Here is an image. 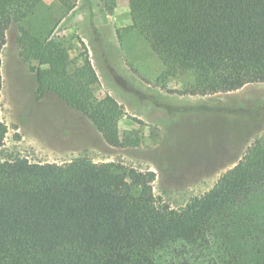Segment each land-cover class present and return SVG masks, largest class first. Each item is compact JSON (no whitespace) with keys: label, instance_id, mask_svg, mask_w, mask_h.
Segmentation results:
<instances>
[{"label":"trees","instance_id":"16d2710c","mask_svg":"<svg viewBox=\"0 0 264 264\" xmlns=\"http://www.w3.org/2000/svg\"><path fill=\"white\" fill-rule=\"evenodd\" d=\"M41 1L0 0V91L6 30ZM127 3L131 28L160 59L163 75L196 78L185 94L264 83V0ZM18 41L21 56L42 67L35 71L39 98L56 94L109 146L140 144L137 135H119L124 108L109 95L99 97L86 53L71 60L50 35L22 33ZM6 134L0 117V148ZM155 177L82 155L61 164L0 159V264H264L263 145L252 143L208 191L179 208L154 195Z\"/></svg>","mask_w":264,"mask_h":264},{"label":"rangeland","instance_id":"374dc122","mask_svg":"<svg viewBox=\"0 0 264 264\" xmlns=\"http://www.w3.org/2000/svg\"><path fill=\"white\" fill-rule=\"evenodd\" d=\"M42 0L6 30L1 50L0 117L7 134L0 159L35 163L121 162L155 172L153 193L172 208L208 191L255 141L264 146V83L230 93L199 96L184 91L190 72L164 76V67L143 36L131 28L127 0ZM22 33L58 38L71 60L87 54L100 82L124 108L120 136L137 147L107 145L80 112L52 92L37 95L35 60L21 56ZM141 120L142 123H138Z\"/></svg>","mask_w":264,"mask_h":264},{"label":"crops","instance_id":"0c3cea01","mask_svg":"<svg viewBox=\"0 0 264 264\" xmlns=\"http://www.w3.org/2000/svg\"><path fill=\"white\" fill-rule=\"evenodd\" d=\"M241 89V88H240ZM236 91H238V90H236ZM232 92H235V91H232ZM228 93H230V92H228Z\"/></svg>","mask_w":264,"mask_h":264}]
</instances>
